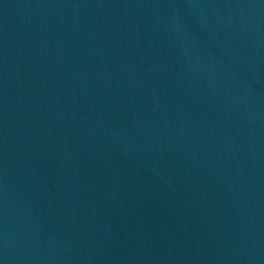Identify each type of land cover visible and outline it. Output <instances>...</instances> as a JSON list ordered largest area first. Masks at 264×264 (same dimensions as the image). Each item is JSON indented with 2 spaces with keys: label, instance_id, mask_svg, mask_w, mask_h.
Masks as SVG:
<instances>
[{
  "label": "water",
  "instance_id": "95a60500",
  "mask_svg": "<svg viewBox=\"0 0 264 264\" xmlns=\"http://www.w3.org/2000/svg\"><path fill=\"white\" fill-rule=\"evenodd\" d=\"M0 264H264V0H0Z\"/></svg>",
  "mask_w": 264,
  "mask_h": 264
}]
</instances>
